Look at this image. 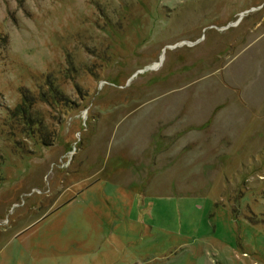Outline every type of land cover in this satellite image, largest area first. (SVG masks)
Instances as JSON below:
<instances>
[{"label": "rangeland", "instance_id": "1", "mask_svg": "<svg viewBox=\"0 0 264 264\" xmlns=\"http://www.w3.org/2000/svg\"><path fill=\"white\" fill-rule=\"evenodd\" d=\"M1 249L264 264V0H0Z\"/></svg>", "mask_w": 264, "mask_h": 264}, {"label": "trees", "instance_id": "2", "mask_svg": "<svg viewBox=\"0 0 264 264\" xmlns=\"http://www.w3.org/2000/svg\"><path fill=\"white\" fill-rule=\"evenodd\" d=\"M49 86V83H46ZM51 88V85L49 86ZM53 95L59 96V92L54 91L51 88ZM64 100V99H63ZM56 102V101H55ZM34 105V100L28 92L22 93V101L18 103L13 109H9V115H18L25 119V123L31 127V129H36L38 133V140L44 146H50L54 142V138L49 134L47 130L43 117L38 112H33L32 106Z\"/></svg>", "mask_w": 264, "mask_h": 264}, {"label": "bare ground", "instance_id": "3", "mask_svg": "<svg viewBox=\"0 0 264 264\" xmlns=\"http://www.w3.org/2000/svg\"><path fill=\"white\" fill-rule=\"evenodd\" d=\"M157 65H158L157 63H154V64H153V67H156Z\"/></svg>", "mask_w": 264, "mask_h": 264}, {"label": "crops", "instance_id": "4", "mask_svg": "<svg viewBox=\"0 0 264 264\" xmlns=\"http://www.w3.org/2000/svg\"><path fill=\"white\" fill-rule=\"evenodd\" d=\"M3 249L0 250V252L2 251Z\"/></svg>", "mask_w": 264, "mask_h": 264}]
</instances>
